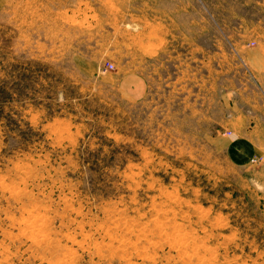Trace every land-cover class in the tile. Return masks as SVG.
I'll return each instance as SVG.
<instances>
[{"label": "rangeland", "instance_id": "1", "mask_svg": "<svg viewBox=\"0 0 264 264\" xmlns=\"http://www.w3.org/2000/svg\"><path fill=\"white\" fill-rule=\"evenodd\" d=\"M0 264H264V0H0Z\"/></svg>", "mask_w": 264, "mask_h": 264}, {"label": "built area", "instance_id": "2", "mask_svg": "<svg viewBox=\"0 0 264 264\" xmlns=\"http://www.w3.org/2000/svg\"><path fill=\"white\" fill-rule=\"evenodd\" d=\"M107 68H110V69H112V68H114V67H113V65H112V64H110V63H109V64H108V66H107Z\"/></svg>", "mask_w": 264, "mask_h": 264}]
</instances>
